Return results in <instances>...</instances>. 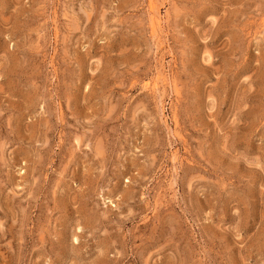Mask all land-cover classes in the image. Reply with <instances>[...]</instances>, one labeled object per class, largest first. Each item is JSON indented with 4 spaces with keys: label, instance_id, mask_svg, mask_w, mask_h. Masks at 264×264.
<instances>
[{
    "label": "rangeland",
    "instance_id": "rangeland-1",
    "mask_svg": "<svg viewBox=\"0 0 264 264\" xmlns=\"http://www.w3.org/2000/svg\"><path fill=\"white\" fill-rule=\"evenodd\" d=\"M0 264H264V0H0Z\"/></svg>",
    "mask_w": 264,
    "mask_h": 264
}]
</instances>
